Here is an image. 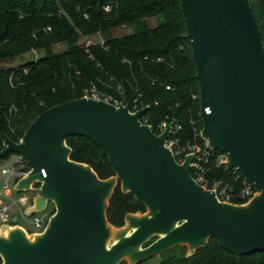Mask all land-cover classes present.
<instances>
[{
    "label": "water",
    "instance_id": "obj_1",
    "mask_svg": "<svg viewBox=\"0 0 264 264\" xmlns=\"http://www.w3.org/2000/svg\"><path fill=\"white\" fill-rule=\"evenodd\" d=\"M180 1L199 84L201 135L258 191L245 203L220 201L191 176V155L178 162L166 147L175 120L160 134L141 123L147 106L130 112L127 104L91 97L67 100L40 113L21 142L6 137L0 150V157L20 153L29 164L28 175L15 184L35 192L26 212L42 211L49 201L55 208L41 232L0 226V264H118L130 253L129 264H136L177 245L196 250L210 237L236 256L264 252V45L258 23L249 0ZM72 135L98 146L121 190L148 208L140 217L125 216L137 226L130 235L123 229L115 242H106L112 182L70 159L65 141Z\"/></svg>",
    "mask_w": 264,
    "mask_h": 264
},
{
    "label": "trees",
    "instance_id": "obj_2",
    "mask_svg": "<svg viewBox=\"0 0 264 264\" xmlns=\"http://www.w3.org/2000/svg\"><path fill=\"white\" fill-rule=\"evenodd\" d=\"M249 1L264 45V0ZM121 26L130 27V32L116 36ZM186 33L180 0H0V150L6 137L18 141L40 113L82 97L91 85L123 103L139 95L149 124L175 120L182 125L180 142L191 139L202 120L199 98L193 97L199 95V84ZM94 35L103 44L86 47L80 42ZM56 44L66 48L56 52ZM33 49L43 54L19 65L7 64ZM159 57L162 61L157 62ZM153 132L158 134L156 128ZM65 142L71 160L90 165L100 179L114 175L91 140L72 135ZM227 174L219 168L207 176ZM145 210L118 181L108 201V222L119 227L128 213ZM164 254L161 264H264V252L236 256L213 237L196 250L177 245Z\"/></svg>",
    "mask_w": 264,
    "mask_h": 264
},
{
    "label": "built area",
    "instance_id": "obj_3",
    "mask_svg": "<svg viewBox=\"0 0 264 264\" xmlns=\"http://www.w3.org/2000/svg\"><path fill=\"white\" fill-rule=\"evenodd\" d=\"M108 8V6L105 7V9ZM100 43L103 44V40H100ZM89 45L90 43H87L85 46L88 47ZM156 61L160 62L162 58L159 57ZM116 88L119 93L123 92L122 84L118 83ZM83 96L101 99L115 106L127 104L130 112H136L144 107L143 104L139 103V95L133 98L131 103H123L110 93L100 92L94 85L87 88ZM193 97L199 98V95H194ZM204 111L205 113H209L210 109L207 107ZM139 120L141 123L149 125L152 131L156 128L158 134L171 122L163 121L153 127L148 123V118L144 113L140 115ZM191 123L194 124L193 121ZM181 130L182 125L174 122L165 140V145L171 150L178 162H182L187 155H191L190 174L192 172L191 176L198 184L204 188L214 190L217 198L223 202L233 203V201H242V203H245L253 197L258 189L254 185L245 182L242 174L236 168H227L229 162L228 154L209 147L207 140L201 135V128L197 129L194 126L193 137L182 143L180 142ZM21 140L22 138L15 142L19 143ZM219 168H224L228 172L227 176H212L208 178L207 175L212 170L215 171ZM29 171V164L22 154L11 152L2 157V161L0 162V225L18 224L23 226L19 222L22 219L31 226L34 232H41L46 227L52 214L47 208L48 203L42 211L26 212V209L33 205L35 192L32 189L20 191L15 188V184L21 178L27 176ZM38 186L39 182L32 183V187ZM22 191H31V198L28 199L23 196L20 193ZM14 218L15 220H13ZM27 231L30 232L29 230Z\"/></svg>",
    "mask_w": 264,
    "mask_h": 264
},
{
    "label": "rangeland",
    "instance_id": "obj_4",
    "mask_svg": "<svg viewBox=\"0 0 264 264\" xmlns=\"http://www.w3.org/2000/svg\"><path fill=\"white\" fill-rule=\"evenodd\" d=\"M154 23V21L152 20V24ZM130 32V27L128 26H121L118 27L115 31L114 34L117 35H122V34H126ZM81 43H83L84 45H86L87 43L93 44V43H97L100 42V37L99 36H92V37H88V36H83L80 40ZM66 48V46L64 44H56L54 46V51L59 52L62 51ZM43 52L41 50H37V49H33L28 53H25L22 55V57L16 58L10 62H8L7 64L9 65H19L20 63H22L24 60H31V59H37L40 55H42ZM146 105H144L145 107ZM109 180L112 182V186L113 188L115 187V185L117 184V182L119 181L120 185H121V181L120 179H118V177L116 175H113L112 177L109 178ZM23 196H25L26 198L30 199L32 196V192L31 191H22L20 192ZM106 203H107V199L105 200V207H106ZM48 210L51 211V213L53 214V212L55 211L54 205L51 201L48 202ZM149 212L148 208L146 207V210L144 212H140V213H134L132 215L134 216H142L145 215ZM130 216H127L124 219V223L122 226H114L110 223H108L107 221H105V227L107 230V237H106V242L108 244L112 243V241L116 238V235H118V233L125 229L127 227V225L129 224V218ZM19 222L21 224H23L24 228L29 230L30 232H34V230L31 228V226L24 220H19ZM1 224V223H0ZM1 226V225H0ZM157 238V236H152L150 238V240L148 241V243H150L151 241H154ZM164 253L157 255V256H152L150 258H147L146 260L140 261L136 264H161V259L164 257ZM129 261H131V253L125 255L122 260L118 263H122V262H126V264H129Z\"/></svg>",
    "mask_w": 264,
    "mask_h": 264
},
{
    "label": "bare ground",
    "instance_id": "obj_5",
    "mask_svg": "<svg viewBox=\"0 0 264 264\" xmlns=\"http://www.w3.org/2000/svg\"><path fill=\"white\" fill-rule=\"evenodd\" d=\"M149 215V214H148ZM137 226H131V223L129 222V224L127 225V227L124 229V234L125 235H130L132 231L136 230ZM118 239V237H116L113 242H115Z\"/></svg>",
    "mask_w": 264,
    "mask_h": 264
},
{
    "label": "crops",
    "instance_id": "obj_6",
    "mask_svg": "<svg viewBox=\"0 0 264 264\" xmlns=\"http://www.w3.org/2000/svg\"><path fill=\"white\" fill-rule=\"evenodd\" d=\"M21 226V225H20ZM23 227V226H22ZM24 228V227H23Z\"/></svg>",
    "mask_w": 264,
    "mask_h": 264
}]
</instances>
